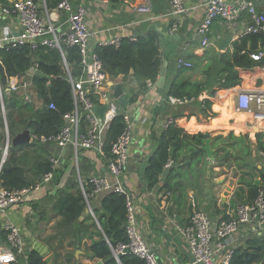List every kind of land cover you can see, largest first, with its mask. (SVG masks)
<instances>
[{
    "label": "crops",
    "instance_id": "obj_1",
    "mask_svg": "<svg viewBox=\"0 0 264 264\" xmlns=\"http://www.w3.org/2000/svg\"><path fill=\"white\" fill-rule=\"evenodd\" d=\"M5 1L10 7L18 0ZM34 1L38 5H42V0ZM208 1L184 0L188 12L183 16L176 34H170L169 0H118L116 3L101 2L100 0H70L74 6L82 5L86 9L85 20L91 33L90 43L94 48H97L101 42L116 38L135 37L138 40L144 39L150 34L159 37L161 65L166 62V76L161 95L154 84L148 85L146 91L140 92L137 90V86H133L131 80L126 82L122 76L109 80L107 88L111 94L109 83L119 84L128 103L130 99H134L131 104L129 103L130 106L127 109L118 108L119 113H130L132 116V141L128 148V162L121 181L126 194L134 205L137 227L146 244L156 254L160 264H192L187 243L180 235L179 229L189 224V218L193 211L204 212L211 220L212 229H215L220 221L235 219L236 209L243 202L247 203V188L250 180L252 182L254 179L259 180L260 187L264 188V159L257 151L256 144V135L261 133L258 132V123L235 109L237 91L264 87L263 66L251 70H237L241 79L240 85L227 90H216L213 97L209 96V90H204L195 99L193 105L175 106L169 102V97L166 96L168 85L174 78V75L168 70L169 63L177 62L180 59L186 62L191 57L201 58L210 49L217 53H224L218 49V40L224 39L232 32L231 43L226 49V51H231L232 44L239 39L240 32L249 25V19L246 16L241 17L231 28H226L215 22L211 29V45L208 49H203L197 29L204 16L205 5ZM227 1L234 2V0ZM252 1L256 3L258 11L264 13V0ZM3 8L6 7L0 3V39L6 31H9L13 36L20 33L16 19L4 15ZM138 8H147L149 12L140 13L137 11ZM40 13L45 19L44 13L42 11ZM49 13L53 14L52 18L56 29L64 30L66 15L53 10ZM200 78L198 73L192 75V80H200ZM24 80L31 85L29 80ZM223 93H226L227 96L226 109L230 115L227 112L214 109L215 106H221L220 99L223 98ZM208 99L212 101V114L206 117L197 111L196 104ZM40 105L41 103H36V107L39 108ZM2 112L4 113V109ZM169 120H172L173 127L188 136L199 133L204 135L206 132L209 134L215 159L210 168L209 179V190L213 203H210L205 195L207 175L205 154L199 159L193 160L190 159L191 154L187 150H181L177 162H173L168 169L162 167V172L157 179L158 183L152 187L148 185L146 170L151 161L156 158L167 129L164 125ZM4 125L3 132L0 131V135L4 133L0 141V168L8 157L7 154L4 160L2 158L7 134H9L5 122ZM230 135L234 138H230ZM9 136L11 137L12 134ZM217 136H221L223 141L214 142L213 139ZM9 147L11 146L9 145ZM169 149L170 155L174 153L173 146L169 145ZM46 152L54 155L45 148L44 157L49 156ZM36 155L40 156L43 153H35L31 149L18 152L14 162L22 166L26 162L25 157L27 161H33ZM220 162L222 166L219 167L218 163ZM79 163L83 167L81 179L84 180L86 186L89 185L86 181L89 180L90 175L108 176L107 158L104 153L80 149L76 158L75 156L69 157L63 165H60V167L64 165L67 167L57 184L51 182L50 187L33 190L19 204L0 213V247H7L5 224L10 223L21 229L22 254L17 257L15 264H26L28 254L33 251V241L48 248L49 255L52 256L51 264H95L98 261L91 260L88 252L91 243L99 239L97 231L101 233L96 220L92 217L95 226L92 221L87 222L88 234L62 235L65 230L63 219L51 210L55 190L65 189L73 177V171L75 170L78 174ZM242 173H250V177L245 176V180L241 182ZM168 176L170 185H176L172 192H169L164 186ZM230 183H233L232 187H229ZM106 194V192H102L91 198L88 216L90 212L94 216L93 211L101 209V203ZM169 205L174 210L171 213L166 211ZM263 236L264 229L255 231L252 227L239 225L238 230L228 243L235 251H245L249 242ZM79 239H81L80 242ZM247 253L248 251L244 252V254Z\"/></svg>",
    "mask_w": 264,
    "mask_h": 264
},
{
    "label": "trees",
    "instance_id": "obj_2",
    "mask_svg": "<svg viewBox=\"0 0 264 264\" xmlns=\"http://www.w3.org/2000/svg\"><path fill=\"white\" fill-rule=\"evenodd\" d=\"M44 1L46 9L51 11L56 8L61 0ZM117 1L108 0L112 3ZM0 3L3 7H8L5 0H0ZM263 48V36L246 35L232 44L231 51L217 53L210 49L201 58L191 57L186 62H190L192 68L186 69L180 66L178 71L173 74L174 78L168 85L166 96L191 100L196 99L204 90H209V96L213 97L216 90L234 88L241 83L237 70H251L260 66V64L252 61L249 56L251 53ZM96 53L102 61L103 69L110 80L122 76L124 81L130 82L132 76L137 83V90L142 92L147 90L148 85L155 84L158 78L162 59L159 50V37L155 34H150L144 39H136L135 42L130 41L129 38L121 39L119 46L97 47ZM65 59L66 64L64 65L58 51L41 48L34 52L27 45L12 49H0V64L3 66L6 76L8 78L18 77L22 81L26 79L31 83L25 91L20 90L9 96L4 94H2V97L0 96L1 133L4 130V122L10 135L14 131L22 130L25 125H28L30 135L38 137L55 135L61 130L64 124L62 116L70 113L73 109L71 85L65 67H67L69 76L72 79L79 78L81 73L77 49H67ZM32 67H35V73L29 75V70ZM197 73L201 76L200 80H192V75ZM223 95V98L220 99L221 106H215L214 109L227 112L230 115L226 109V93H223ZM90 99L94 105L98 104L95 96H90ZM133 101L134 99H130L129 103L131 104ZM36 103H41L39 108L36 107ZM2 104L4 113L2 112ZM50 104H53L55 108L49 109ZM196 105L197 111L201 115L208 117L212 114V101L209 99ZM190 114L193 113L190 112ZM124 128L123 113H119L110 123L104 137L102 150L106 158L109 157L112 144ZM3 135L4 133L0 135V141ZM229 137L234 138L232 135ZM213 140L214 142L223 141L221 136H217ZM203 141L204 136L201 133L188 136L181 130L169 125L163 135V142L156 158L151 161L146 170L148 185L152 187L158 183L157 179L162 172V167L169 160L177 162L181 150H187L191 154L190 159L193 160L204 156L203 151L198 148L202 146ZM256 144L257 151L264 159V133L256 135ZM169 145L174 148V153L171 155ZM28 149L33 150L35 153L42 152L43 155H36L33 161H27L25 157L26 162L22 166L17 165L14 162L15 155ZM44 153L45 145L38 143L9 147L7 160L0 168L1 188L8 192H14L33 188L37 183H40L44 175L52 172L49 157L54 155L46 152L49 156L44 157ZM218 166H222L221 162L218 163ZM66 167V165L59 166L53 171L52 184L58 183ZM82 172L83 167L79 163L78 174L74 170L73 177L69 180L65 189L55 190L54 193L51 210L63 219L65 230L62 235L88 234L89 228L86 224L89 220L95 226V221L90 215L84 220H80L82 213L87 209L77 179L78 176L80 179L82 178ZM245 176L250 177V173H242L241 182L245 180ZM250 181L247 188V202H251L258 191V188L252 185V180ZM164 186L169 192H172L176 185H170V177L168 176ZM89 188V185L86 186L85 191L89 192ZM106 193L101 203V209L93 211L101 233L97 231L99 239L91 243L88 252L91 260H101L103 264H116L114 259L110 258L111 249L105 239L110 242L112 247L127 242L125 233L126 196L113 192ZM90 201L91 199L89 200V206ZM245 251H248V253L244 254ZM245 251L236 250L230 264H264V236L249 242V246ZM120 262L121 264H144L131 255L121 257ZM26 264L47 263L36 252L31 251L27 256Z\"/></svg>",
    "mask_w": 264,
    "mask_h": 264
},
{
    "label": "built area",
    "instance_id": "obj_3",
    "mask_svg": "<svg viewBox=\"0 0 264 264\" xmlns=\"http://www.w3.org/2000/svg\"><path fill=\"white\" fill-rule=\"evenodd\" d=\"M107 2L108 0H100ZM171 19L170 34H176L181 20L188 9L184 0H169ZM45 15L42 18L41 13ZM54 12H62L66 15L64 30H57L54 26L52 13L46 9L45 2L38 5L34 0H18L10 7L2 9V13L15 18L20 28V33L13 36L9 31L4 32L0 39L2 49H12L27 45L31 51L41 48L55 50L61 56L62 63L66 64L65 51L70 48L77 49L81 73L79 78L72 79L68 74L71 85L73 109L70 113L62 116L63 127L55 135L34 136L30 135V143L40 145L59 146L61 148L71 145L76 158L78 150H94L103 154V143L106 131L112 120L119 114L116 101L109 98L107 82L109 76L103 69V63L99 59L96 48L91 43V33L86 24V9L82 5L74 6L70 0H61ZM140 13H148L147 8H138ZM246 16L249 25L245 27L239 38L246 35H261L264 37V13L259 12L256 3L252 0H209L205 5L202 21L197 29L200 45L208 49L211 45V29L215 22L231 28ZM135 42V37H130ZM121 39L101 42L98 47L107 45L119 46ZM250 59L264 67V48L250 54ZM178 66L186 69L192 68L191 63L183 60L177 61ZM35 69V67H34ZM7 88L0 90L2 94L9 96L20 90L25 91L30 85L18 77H7ZM90 96L97 97L98 104L94 105ZM100 102V103H99ZM169 102L175 106H187L195 102V99L169 98ZM96 106H105L103 117L99 118L95 113ZM53 104L49 109H54ZM3 109V104H2ZM235 109L246 114L255 123L261 133H264V87L240 90L235 95ZM131 114L123 113L125 128L116 141L112 144L109 157L107 158L108 176L90 175L88 184L89 192L85 191L86 183L78 176V184L84 201L89 210V200L102 192H113L126 196V222L125 233L127 242L110 246L111 256L116 264H121L120 258L125 255L136 257L144 264H160L154 251L146 244L140 230L137 227L136 211L132 200L126 194L122 186V175L128 162V148L132 141ZM172 120L165 123L167 128ZM7 133V130H6ZM9 144L6 141L3 150V160L8 154ZM52 172L43 176L40 183L33 188L20 191L8 192L0 186V213L9 207L19 204L33 190L48 187L53 179V171L60 166V159L56 156L49 157ZM173 164L169 160L164 166L166 169ZM90 215L95 219L92 212ZM235 219L220 221L215 229H212L211 220L199 210L193 211L189 218V224L179 229V233L186 241L192 264H230L235 249L229 245L232 235L238 230L239 225H246L261 231L264 229V188L259 187L255 198L245 205L241 204L235 211ZM7 231V247H0V264H15L17 257L22 254L21 229L13 224H5ZM6 258V259H5Z\"/></svg>",
    "mask_w": 264,
    "mask_h": 264
},
{
    "label": "water",
    "instance_id": "obj_4",
    "mask_svg": "<svg viewBox=\"0 0 264 264\" xmlns=\"http://www.w3.org/2000/svg\"><path fill=\"white\" fill-rule=\"evenodd\" d=\"M231 40H232V32L230 34H228L224 39L218 40V49L220 51L225 52L226 49L229 47ZM0 48H2V45H0ZM178 69H179V66H178L177 62L169 63V69L168 70L171 74H175L178 71ZM34 70H35L34 67H32L29 70L28 74L31 75L34 72ZM165 76H166V62H163V64L161 65V67L159 69V76H158V78L154 84L155 88L158 89V93L160 95L162 94ZM130 79L132 81L133 86L136 87L137 83L134 80V78L131 76ZM7 86H8L7 76H6V73H5L3 66L0 64V90L6 89ZM109 88L112 91V93L109 94V98L115 100L116 104L118 106L122 107L123 109H127L130 106V104L128 103V101L126 100V98L123 95V90H122L121 85L109 83ZM94 110H95L96 115L99 118H102L103 113L106 111V107L105 106H96ZM6 129H7V127H6ZM203 136H204L203 144H202V146H199L198 148L201 151H203V153L205 154L206 159H207V169H206L207 175H206V180H205V187H206L205 195H206V198L209 200V202L213 203L212 195H211L210 190H209V179H210V168L212 167V165L215 161L214 150L211 148V141L209 138V134L206 132V133H204ZM7 142L11 147H17L20 145H29L30 144V131L28 129V125H25L23 127L22 131H14L12 133L11 137L9 136V134H7ZM45 148L60 158V165H63L64 161L67 158L74 156V150H73V147L71 145L64 147V148H61L59 146L45 145ZM233 177L235 178V175ZM252 185L256 188H259L261 186V183L259 180L254 179ZM232 186H233V183H230L229 187H232ZM129 199L131 200L130 197H129ZM242 204L245 205L246 202H243ZM166 211L168 213H171L174 210L171 207V205H169ZM88 213H89V210L86 209L82 213L80 220L86 218L88 216ZM174 214H176V212H174ZM236 219L237 218L235 217V220ZM32 250L34 252H36L47 264H51L52 256L49 255V250L46 246H44V245H42L36 241H33L32 242ZM110 258L113 259V256H110ZM95 264H103V261L98 260V261H96Z\"/></svg>",
    "mask_w": 264,
    "mask_h": 264
},
{
    "label": "rangeland",
    "instance_id": "obj_5",
    "mask_svg": "<svg viewBox=\"0 0 264 264\" xmlns=\"http://www.w3.org/2000/svg\"><path fill=\"white\" fill-rule=\"evenodd\" d=\"M4 118V117H3ZM242 119H244V117H242Z\"/></svg>",
    "mask_w": 264,
    "mask_h": 264
},
{
    "label": "bare ground",
    "instance_id": "obj_6",
    "mask_svg": "<svg viewBox=\"0 0 264 264\" xmlns=\"http://www.w3.org/2000/svg\"><path fill=\"white\" fill-rule=\"evenodd\" d=\"M228 105H229V103H228Z\"/></svg>",
    "mask_w": 264,
    "mask_h": 264
},
{
    "label": "snow or ice",
    "instance_id": "obj_7",
    "mask_svg": "<svg viewBox=\"0 0 264 264\" xmlns=\"http://www.w3.org/2000/svg\"><path fill=\"white\" fill-rule=\"evenodd\" d=\"M6 259V258H5Z\"/></svg>",
    "mask_w": 264,
    "mask_h": 264
}]
</instances>
